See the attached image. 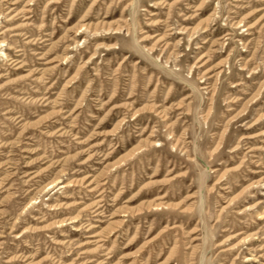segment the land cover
Returning <instances> with one entry per match:
<instances>
[{
	"label": "rangeland",
	"instance_id": "obj_1",
	"mask_svg": "<svg viewBox=\"0 0 264 264\" xmlns=\"http://www.w3.org/2000/svg\"><path fill=\"white\" fill-rule=\"evenodd\" d=\"M0 32V264H264V0H0Z\"/></svg>",
	"mask_w": 264,
	"mask_h": 264
},
{
	"label": "bare ground",
	"instance_id": "obj_2",
	"mask_svg": "<svg viewBox=\"0 0 264 264\" xmlns=\"http://www.w3.org/2000/svg\"><path fill=\"white\" fill-rule=\"evenodd\" d=\"M3 32H0V34H2ZM2 43V42H1ZM0 43V45H1ZM8 57V56H7ZM16 64H18L20 61L19 60H14ZM159 204H155V206H158Z\"/></svg>",
	"mask_w": 264,
	"mask_h": 264
}]
</instances>
